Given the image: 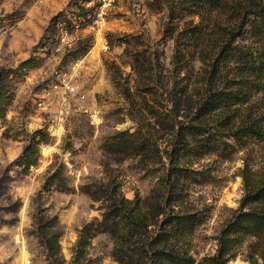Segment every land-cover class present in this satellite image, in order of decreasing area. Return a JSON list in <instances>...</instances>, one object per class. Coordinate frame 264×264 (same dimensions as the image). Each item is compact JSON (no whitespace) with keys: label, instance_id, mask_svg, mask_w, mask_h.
I'll return each instance as SVG.
<instances>
[{"label":"rangeland","instance_id":"374dc122","mask_svg":"<svg viewBox=\"0 0 264 264\" xmlns=\"http://www.w3.org/2000/svg\"><path fill=\"white\" fill-rule=\"evenodd\" d=\"M176 1L0 0V87L11 95L0 116V264H49L42 231L59 234L55 264H119L107 233L77 249L85 225L103 213L81 187L111 176L126 198H145L171 167L177 133L194 149L212 144L177 163L191 176L183 183V210L201 220L183 247L193 264H211L245 195L241 171L264 173V23L250 16L229 59L216 61L210 86L245 93L232 107L239 112L216 111L200 126L192 113L197 92L208 88L201 60L212 62L211 51L218 57L229 23L220 8L202 18L172 15ZM197 27L212 34L201 41ZM132 58L151 63L153 82L131 72ZM170 89L192 100L182 98L173 123ZM245 127L257 133L234 136ZM137 131L149 158L121 149V133ZM260 242L238 238L228 264H260Z\"/></svg>","mask_w":264,"mask_h":264},{"label":"trees","instance_id":"16d2710c","mask_svg":"<svg viewBox=\"0 0 264 264\" xmlns=\"http://www.w3.org/2000/svg\"><path fill=\"white\" fill-rule=\"evenodd\" d=\"M242 2L240 0H177L174 3L175 7L171 9L172 15L177 16L182 13V15H198L202 18L203 15H211V12L220 8L225 11L224 14L228 18L229 24L224 26V34L221 41H218L222 44L218 57L215 59L214 51H211L208 55L209 60H213L212 62L201 60L205 66L203 77L208 88L197 92L198 98L195 100L193 113L188 109L189 106L183 110L186 116L192 113L193 119L200 126L216 111H224L228 117H232L234 112H239L237 108L232 110V107L235 105V100L245 93L223 94V92L212 89L210 85H212V78L216 75L217 63L221 61L224 64L229 59L228 48L230 45L248 31L245 30V26L249 23L250 16L259 18L264 23V0ZM197 28H199L197 31L199 40L203 41L210 37L209 33L211 32L208 29ZM216 41L214 39L212 43L215 44ZM209 50H213V47ZM126 51L127 49H125ZM176 51L177 55L183 53L180 48H177ZM128 65L131 67V72L137 77L147 75L153 82L154 71L150 62L148 66H144L139 63L138 59L132 58ZM245 66V63L242 64L243 70ZM117 70L119 71V69ZM119 75L121 74L119 73ZM113 79L115 81V78ZM125 93L127 96L131 95L128 89H125ZM167 97V101L174 106L167 112L170 123H173L178 117V104L183 102L182 98H188L186 102L192 100L190 95L176 94L174 89L168 91ZM10 98L11 95L7 96L4 85L0 87V116L5 114ZM230 112L232 115H229ZM200 129L199 126H194L193 133H200L198 132ZM249 133L254 135L257 132L250 127H245L237 130L234 136L241 138ZM121 135H125L127 138L126 141L121 142L124 144L121 148L123 151L129 153L128 155H141V157L149 152L146 156L149 158L151 155L149 145L140 132L121 133ZM209 143L210 140L194 149L191 148L190 142L184 135L181 136L180 133H177L173 140V150L169 156L171 167L166 177L157 182V185L149 191L145 198L138 195L132 199L126 198L119 191V187L111 176L107 183L93 182L83 185L81 191L91 200L100 201L103 213L100 220L95 219L85 225L77 242V249L82 251L89 239L97 233H107L113 240V257L119 264H193L192 257L182 243L187 241V238L197 229L201 220L198 214L183 210V183L191 176L177 166V163L181 155L185 153L202 154L203 149L212 145ZM241 177L245 195L235 216L224 226L218 236L217 250L215 255L210 258L211 264H228L235 254L232 253L233 247L238 238L243 237L261 241L257 253L261 260L260 264H264V173L252 172L246 166L241 171ZM58 237L57 231L51 233L42 231L39 235L41 244L47 252L49 264H55L60 253ZM253 263L259 264L256 260Z\"/></svg>","mask_w":264,"mask_h":264},{"label":"bare ground","instance_id":"6f19581e","mask_svg":"<svg viewBox=\"0 0 264 264\" xmlns=\"http://www.w3.org/2000/svg\"><path fill=\"white\" fill-rule=\"evenodd\" d=\"M44 152H46V149L44 150ZM45 154V153H44Z\"/></svg>","mask_w":264,"mask_h":264}]
</instances>
